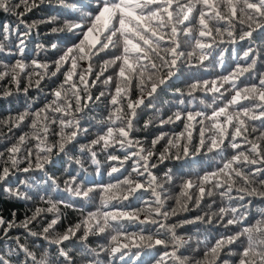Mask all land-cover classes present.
Wrapping results in <instances>:
<instances>
[{"label": "snow or ice", "instance_id": "snow-or-ice-1", "mask_svg": "<svg viewBox=\"0 0 264 264\" xmlns=\"http://www.w3.org/2000/svg\"><path fill=\"white\" fill-rule=\"evenodd\" d=\"M45 3L51 4V0H16L15 3L13 0H0V11L17 19V26L0 25V52H4L7 47L5 41L11 44V37L15 35L13 47L16 51L7 47V52L21 58L25 56V38L38 25L35 21L28 24L24 17ZM57 6L69 19L64 20L62 27H53L51 33H67L75 38L73 43L63 49L57 43H52L51 48L60 54L51 62L32 59L30 64H26L23 59H17L0 71V80L10 77L17 92L21 91L22 74L28 81L22 89L25 94L32 87L43 90L41 86L45 81L54 85L46 93L52 98L42 108L33 110L29 105L24 111L9 114L7 119L0 120V126L7 128L8 133L21 129L26 122L30 129L29 132H23L15 143L0 151V192L18 200L32 199L20 189V185L30 187L26 180L18 181L15 187L10 181L17 172L37 171L44 173L41 178L43 184L59 190V184L54 177L47 175L45 166L53 163V155L67 153L68 146L74 145L81 132L87 134L88 129L80 127L79 116L90 102L94 99L99 101L105 96V92L101 91L93 98L92 88L98 84L107 87L113 83V76L105 77L109 67H118L114 94L108 93L113 108L106 120L102 121L104 127L96 138L87 145H81L79 151L93 164L99 165L98 153L94 148L100 145V151L108 153L109 177L122 172H127V175L123 179L117 178L115 184L97 186L101 189L102 207L89 212L79 223L69 226L62 233L56 231L59 216L44 224L42 214L58 211V203L72 208L75 205L63 200L53 202L50 197L46 198L39 192L34 195L50 206L46 209L37 207L31 216L26 215L19 222L15 219V212L11 220L0 214V233L12 239L8 235L12 229H24L28 236L54 246L57 264H75L64 248L65 242L74 238L81 241L80 253L85 257V264H105L100 260V252L107 254L106 264H264V208L260 209V219L254 223L249 221L253 200L264 201V131H259L255 139H250V131L257 132L258 129L255 125L249 129L248 124L249 121L259 120L260 128L264 129V71H257V49L250 44L243 56L239 57L246 63H237L228 74L210 81L195 79L188 85L189 97L197 91L205 95L212 94L211 103H205L203 99L200 101L204 109L211 108L212 111L208 114L203 109H185L183 113L177 110L167 119H160L161 128L176 121L187 122L184 131L167 138L159 154L156 146L165 139V133L161 132L152 139L150 148H145L142 141L131 135L138 116L137 110L142 106L155 107L153 100L177 76L181 64H187L190 69L202 67L211 55L208 50L217 43V37H221L218 43L222 44L225 42L223 33H226L229 42L234 44L252 41L254 33L264 36V0H88L87 3L85 0H77L76 3L72 0H57ZM21 8L23 11H20ZM57 19V16H52L39 23L52 24ZM186 22L190 26L185 27ZM237 23L245 25L238 37L235 32ZM19 25H23L25 30L20 31ZM182 33L189 37V46L192 48L187 53L181 49L178 39ZM38 48L46 51L43 46L38 45ZM117 52L119 54H115ZM109 53L113 55L108 59L101 55ZM194 57L198 58V63H193ZM97 60L101 61L99 70L93 67ZM82 62L87 63L82 66ZM220 63L223 64L222 59ZM29 68L31 71H28ZM61 76L62 80L59 79ZM133 80L140 92L134 100L130 96ZM176 93L183 95L180 89ZM12 94L11 91H5L0 96ZM219 101H223L222 106ZM179 103L184 104L185 101L180 100ZM156 110L160 112L159 108ZM198 117L203 119L198 120ZM205 120L210 122L207 127L203 126ZM193 122L202 125L200 139L195 146L192 144ZM151 123L146 121L144 128L147 129ZM55 124L60 129L55 133L59 139L56 143H48L51 125ZM0 135L7 138L5 133ZM29 141L36 143L33 147H25ZM117 147L124 151L123 158L109 152V149L115 150ZM127 149L136 150L129 152ZM205 149L219 158L217 167L204 171L202 175L197 173L195 181L186 179L180 197L176 198V207L166 208V197L162 191L164 183L151 169L166 160L179 161L195 157ZM153 157H156V162H152ZM129 161L131 172L125 168ZM24 163L27 166L20 167ZM74 163L82 167L80 159ZM145 174L146 182L138 179ZM164 180H172L169 172L164 174ZM64 183V192L83 200H90V193L95 190L77 182L75 175H70ZM48 188L41 187L40 191L47 193ZM191 189H196V209L201 208L205 196H219L222 206L212 214L205 213L175 224L168 223L171 217L180 212L192 210L189 207V202H193ZM144 191L152 192L155 206L148 204L142 208L114 207L109 211L102 210L113 201L123 204L131 199H139V194ZM234 192L238 195L234 196ZM214 220L215 225L223 231L211 239L209 236L212 234L209 233L203 240H197L193 252H199L203 246L202 256L190 258L184 255L181 250L190 246V238L186 240L178 235L177 228L185 224L211 225ZM126 224H150L156 227L151 231L141 228L139 232H130ZM37 225H40L39 231L34 230ZM81 231L82 235L77 237ZM103 234H108V242L100 247V252L84 243L90 235ZM14 242L15 248L0 252V264H53L48 250L38 257L27 244L20 243L19 236L14 238Z\"/></svg>", "mask_w": 264, "mask_h": 264}, {"label": "trees", "instance_id": "trees-1", "mask_svg": "<svg viewBox=\"0 0 264 264\" xmlns=\"http://www.w3.org/2000/svg\"><path fill=\"white\" fill-rule=\"evenodd\" d=\"M16 0H13L15 3ZM73 3H76L77 0H72ZM88 0H85L87 3ZM86 9H82L85 11ZM20 11H23L21 8ZM57 16L58 19L55 23L52 24H41L39 21L46 20L49 17ZM25 21L28 24H31L33 21L37 22V27L32 30L31 34L28 35L26 40V49L25 56L21 58L19 55H9L7 52V47H12L13 52L16 49L13 47L16 42V36L13 35L11 37L12 43L5 41L7 45L4 52H0V71L4 70L5 66H11L15 60L23 59L26 64H30L32 59H38L42 62L56 59L60 54L59 51L53 50L51 48L52 43H57L61 49H63L66 45H70L75 40L74 37H71L67 33H59L52 34L51 29L53 27H62L64 20L69 19L66 16L62 9L57 6V0H51V4L45 3L41 5L38 9H33L32 12L28 13L24 17ZM2 24H11L13 26H17L16 17L4 13L0 11V25ZM190 26L186 22L185 27ZM245 27V25H241L239 23L235 26V32L238 37L241 30ZM20 31H24L25 28L23 25H19ZM179 42L181 44V49L186 53L191 51L192 48L189 46V37L183 35V33L178 37ZM221 37H217V43L214 44L213 48L208 50L211 52V55L207 60L204 61V65L202 67H193L189 68L187 64L180 65V72L177 76L173 77L169 86H167L163 91L159 93L158 98L153 100V105L155 107H141L138 109L137 119L134 121V130L131 135L140 141L143 142L145 148L151 147V141L155 137L159 136L161 132L166 134L164 140H161L159 144L156 146V152L159 154L160 151L163 150L166 145L167 138L172 136L174 133L178 134L181 131H184V125L187 122L186 120L176 121L175 123L165 124L162 128L159 126L160 119H167L168 116L172 115L177 110L184 112L185 109L189 111H200L205 110L208 114L211 113L212 109H204V105L200 103L203 99L205 103H211L212 94L208 93L205 95L202 91H197L193 94L192 97L187 95L188 93V85L193 82L195 79H207L212 80L220 75H226L229 71L235 68L237 63H246L245 61H241L239 57L243 56L244 51L247 50L249 45L254 49L258 50V63H257V71H264V36H261L260 33H254V39L252 41H238L237 43H230V38L226 33H223L222 39L225 41L224 43H218ZM39 46H43V49L46 51H40ZM39 51V55L37 52ZM199 53V50H197ZM115 54H119L118 52ZM104 59L110 58L113 53H109L107 55L101 54ZM223 61L221 65L220 61ZM87 62H82V66H85ZM101 61L97 60L94 62L93 67L96 70H99ZM193 63H198V58H193ZM31 71V68L28 69ZM118 71V67H109L108 71L105 72V77L111 75L113 76V83L105 87L102 84H98L96 87L91 89V93L93 98L98 96L101 91L105 92V96L101 97L99 101L93 100V102L89 103V107L84 110V112L79 116L80 127L81 129H88L87 134L81 132L77 140L74 142V145H69V150L67 153H60L59 155H53V163L46 165L45 170L48 176L54 177L59 184V190L55 188H48V185L43 184V180L41 179L44 176V173L39 171L24 173L17 172L14 177L11 178L10 183L13 187L16 186L18 181L26 180L30 187L25 185H20L21 191L26 192L29 196L33 198L30 200H18L12 197L7 196L3 192H0V214L4 216L5 219L11 220L13 219L12 213L15 212V219L17 222L24 220L25 216H31L33 211L37 207L46 209L50 205L40 200L38 196L34 195V193L39 192L40 195H44L46 198L50 197L53 202H57L59 200L65 201V203H72L75 205L72 207H65L64 204H57L58 211L53 213L44 212L42 214V223L46 224L52 218L59 216V223L56 226L57 232H64L69 226L75 225L79 223L84 217L88 215L89 212H95L98 208H101V189L97 186L106 185L109 183L115 184L117 182V178L123 179L124 175H127V172H122L121 174H115L112 177H109L108 171L109 164L107 162L108 153L100 151V145H97L94 150L97 151V158L100 161L99 165L93 164L90 159L86 158L84 154H82L79 149L81 145H87L89 142L96 138L98 132L104 125L102 121H105L109 112L112 110L113 106L109 103L111 92L114 94L115 81H116V73ZM54 80L56 78H53ZM59 79H63V77H59ZM103 79V78H102ZM91 80V78H90ZM20 88L21 91H16V85L11 82L10 77H6L4 80H0V93L5 91H11L13 94L11 96H0V120H5L9 116V114L15 115L17 112L24 111L26 108L31 106V109L42 108L47 100H50L52 97L50 95H46V93L53 87L54 85L51 82L45 81L42 82L41 88L36 89L35 87L29 88L28 92L25 94L23 92V88L27 86V79L22 74L20 77ZM248 81H246L247 83ZM255 82V81H253ZM180 89L183 95H179L176 93V90ZM223 91V90H222ZM140 95L139 90L136 87V81L133 80L131 86L130 96L134 100ZM184 100V104H180L179 101ZM165 101L167 103H165ZM191 101V103H189ZM147 104L148 101L146 100ZM221 106L223 101L218 102ZM215 106V105H214ZM157 108L160 109V112H157ZM127 110V109H125ZM199 119H203L202 117H198ZM146 121H152L150 126L145 129L144 124ZM28 122H26L27 125ZM260 121H249V129L253 125L258 129L257 132H251L249 134L250 139H255L259 135V131H264V129L260 128ZM194 127L191 129L193 134L192 144L195 146L198 144L200 136V130L202 125L199 123L193 122ZM23 126L21 129L14 130L13 133H8L7 128L0 126V133L7 134V138L5 136L0 135V151L4 150L6 147L10 146L12 143H15L18 137L23 132H29L30 129L27 126ZM210 125V122L205 120L204 127ZM58 124L51 125V131L48 134V143H56L59 139L56 132H59ZM71 129H68L70 131ZM208 134L206 133V136ZM36 141H29L25 147H33ZM227 143V141H226ZM34 152L36 149H33ZM136 149H127V151L131 152ZM54 153L56 149L53 150ZM175 151V150H173ZM109 152L112 154L118 155L121 158L124 156V151L117 149H109ZM23 153V150H22ZM76 159H80L82 161L81 165L74 163ZM33 161L35 162V157H33ZM152 162H156V157L152 158ZM219 162V158L215 157L214 154L207 153L206 149L202 150L201 154L195 157H187L182 160H166L163 164H159L157 168L151 169V171L158 177V179L164 183L163 195L166 197V208L171 209L176 207V198L180 197L181 188L183 182L191 178L194 181L196 180V174H203L204 171H210L217 167ZM115 164L116 162H112ZM27 166L26 163L21 164L20 167ZM125 168L128 172H131V161L125 165ZM169 172L172 180L165 181L164 174ZM70 175H75L77 177V182H82L84 187H93L95 190L90 193V200H83L78 197H72L63 191L65 187V181L69 178ZM29 177H34L35 179H29ZM135 177V174H133ZM264 178V177H262ZM142 182H146L147 174L144 177H139ZM39 184V187H38ZM48 188L47 193L40 191V188ZM158 191H160L158 189ZM190 193L193 195V202H189V207L192 209L188 212H180L177 216H173L170 218L168 223L175 224L179 221H183L186 219H191L196 215H205L212 214L218 211L219 207L222 206L221 199L219 196H213L211 198L205 196L202 201L201 208L196 209L194 207V199L196 193V189H191ZM119 195V193H117ZM234 196L238 195V193L234 192ZM139 199H131L130 201H125L123 204L117 203L113 201L109 204L108 208L102 209L103 211H109L115 208H142L145 205L151 204L155 206V197L153 196L151 191H144L139 194ZM215 201V203H213ZM237 202V206H238ZM264 208V201L253 200V205L250 208L249 221L254 223L257 219H260V209ZM207 219V217H205ZM143 219V216H141ZM126 227L130 232H139L141 228H147L148 230H153L155 225H137V224H126ZM40 225H37L34 230L39 231ZM223 229L219 226L215 225V220L213 224H185L181 228H177V234L184 237L186 240L190 238V246H186V248L182 249L184 255L189 256L190 258H200L203 254V246H201V250L199 252L194 253L193 249L196 247L197 240H203L206 235L211 233L209 239L212 236H215L218 232H222ZM9 239L0 233V252H6L9 248H15L16 244L14 242V238L19 236L20 243L27 244L33 252L37 253L39 257L40 254L48 250L52 257L53 264H57L55 257L54 246L48 244L46 241L42 239L33 238L28 236L27 233L22 228H14L9 232ZM82 235V231L77 233V237ZM108 234L103 235H90L88 240L84 243L91 249H95L97 252H100V247L107 244ZM80 245L81 241L78 239H73L70 242H65L64 248L65 251L69 253L70 256L73 257L75 264H85V257L80 253ZM235 247V246H234ZM91 258V257H88ZM100 260L105 262L107 261V254L105 252H100Z\"/></svg>", "mask_w": 264, "mask_h": 264}]
</instances>
